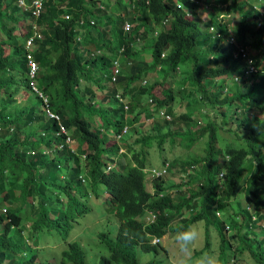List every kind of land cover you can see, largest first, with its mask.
Here are the masks:
<instances>
[{
	"label": "trees",
	"instance_id": "trees-1",
	"mask_svg": "<svg viewBox=\"0 0 264 264\" xmlns=\"http://www.w3.org/2000/svg\"><path fill=\"white\" fill-rule=\"evenodd\" d=\"M44 4L36 21L45 37L34 58L43 67L54 64L53 71L62 76L40 70L29 80L22 68L6 74L3 45L21 50L16 35L28 33L17 30L18 24H26L31 12L14 0H0V32L6 36L0 38V264H34L27 255L31 248L22 223L31 222L32 214L45 219L43 204L54 199L57 204L48 207L57 227L74 222L68 215L72 211L74 218L79 217L81 232H86L82 222L90 217L108 240H99L101 245L86 240L83 248L69 243L53 264H87L91 244L93 253L100 247L107 252L99 253L98 264H161L154 260L160 246L151 244L150 238L165 234L166 228L180 235L182 228L199 220L206 223V247L209 225L221 239V257L215 264H264V239H257L264 231L260 225L264 224V121L258 119L264 111V0H45ZM66 13L71 19L64 17ZM234 19L237 22L231 25ZM139 42L141 46L136 45ZM150 73L159 78L147 82ZM226 79L233 80L236 93L228 94ZM166 81L163 95L153 91ZM31 84L42 87L49 101L32 93L16 103L14 94ZM187 86L186 97L197 99L212 133L213 124L225 117L226 106L247 101L250 136H245L243 146L226 148L219 156L213 134L206 148L169 145L163 162L167 160V177L179 176L174 192L164 179L157 180L150 192L142 169L145 159L139 153L134 155L138 166L129 168L120 155V169L105 172L103 154L111 158L117 153V146L105 147V142L155 141L148 140L150 130L159 128L153 118L168 116L173 121L172 93L185 101ZM97 91L103 92L100 98ZM47 110L60 116L69 133L66 142L57 135L60 128ZM139 116L154 120L148 131L136 126ZM82 148L86 156L81 161ZM247 151L256 159L247 158ZM198 162L204 164L206 179L184 182L185 173ZM221 171L222 180L217 177ZM183 183L189 184L185 190L178 187ZM104 192V199L91 203V195L99 198ZM148 212L155 214V220L144 226L138 217ZM229 229L233 233L227 235ZM93 231L83 237L88 239ZM160 250L167 254V249ZM144 254L150 255L146 263L141 259Z\"/></svg>",
	"mask_w": 264,
	"mask_h": 264
},
{
	"label": "rangeland",
	"instance_id": "rangeland-1",
	"mask_svg": "<svg viewBox=\"0 0 264 264\" xmlns=\"http://www.w3.org/2000/svg\"><path fill=\"white\" fill-rule=\"evenodd\" d=\"M258 6L260 5L259 2L256 3ZM45 4H43V7L41 8V11L36 14V16H40V14L45 10ZM28 8V6H26ZM34 11V9H33ZM237 19H234L233 23L231 25H234L235 21ZM20 25V26H19ZM24 22H20L18 24V29L20 31H23L24 29ZM0 31H3L0 28ZM15 33H18L17 31ZM81 35V33H79ZM0 38L6 40V36L3 32H0ZM19 43L23 42L22 36H17L15 38ZM140 43V42H139ZM137 46H141L140 44H136ZM5 46V45H4ZM5 53H8L10 51V48L5 46ZM6 59L12 58L10 54L5 56ZM53 65L46 67V73H52ZM159 78L158 75L154 73H150L147 82L153 81L155 79ZM165 79H161L163 81ZM226 86L229 88L228 94H234L237 92V86L234 85L233 80L226 79L225 81ZM168 86V82H164L163 84L158 83L153 91H157L158 93L161 91V94L163 95V88ZM173 89L175 91V87L173 86ZM189 86L186 87V94L185 97L186 100L189 101V104L185 103V101L180 100L177 95L173 94L174 101L172 102L173 107V113L175 115V118L173 117L172 123H166L164 122V119L160 116H155L153 119L159 124V138L162 140V145H157V142L159 139L149 143V147H151L149 151V155L146 156L145 161L149 165L153 166H160L162 164V159L164 158V151L166 150L169 145L177 144L180 147L182 146H192L196 147L197 149L206 148V144L209 142V137L211 134L215 137V148L225 149L229 147H235V148H241L244 144L243 139H245L244 136V129L243 127H240V121L244 120L247 116V101L245 99L241 100L240 102L231 104L229 106L225 107V117H221L220 120H217L213 125H216L215 132L212 133V131L207 130L205 135L200 137V132H195V130H200L205 128V126L209 123L207 119L205 118V111L202 108L201 105L197 104L196 100H192L191 97H186ZM196 91V90H195ZM24 92V91H23ZM25 93V92H24ZM222 94H225L224 92H221ZM26 94V93H25ZM97 97L100 98L103 95V92L97 91ZM26 97V95H25ZM13 100L16 103H20L23 101L22 94L18 91L14 94ZM149 102V100H148ZM182 104V106H181ZM187 104V105H186ZM150 105V102H149ZM180 114H186V116L189 118L188 123H183L178 118ZM259 118H263V113L259 115ZM200 123V124H199ZM161 147H165V149H162ZM264 153V149L262 150ZM179 154H182L181 158H183V153L180 152ZM189 154V153H188ZM254 159V158H253ZM258 164V161H255V165ZM195 174L197 175V178L200 180H205V168L204 164L201 162H198L196 164V167L194 169ZM179 181V176L174 173H170L169 176L166 178V182H170L169 189L174 192V185ZM146 183L149 184L148 180H146ZM107 193H102L99 198H96L94 195L90 196V201L92 204H94L97 200L104 199L106 197ZM240 201L243 202V197L240 195L238 198ZM6 202V201H5ZM8 203V202H7ZM253 210V209H252ZM230 214H233V211H229ZM32 222L36 219V214H32ZM71 221H74V225H80L79 217L74 218V213L72 211H69L68 213ZM141 218L147 219L145 215L141 214ZM241 219V216H239V220ZM110 222L116 224V220L112 219ZM24 225V222L22 223ZM83 227L91 228L93 226L92 219L90 217H87L83 222ZM261 226H264L263 222L260 223ZM59 230H63L62 227H54V224H52L50 221L45 219V223L41 225L40 227H37L34 231L30 232V230H26L24 233L28 235V237L35 243L42 242L45 244H54L57 241H64L63 235L60 234ZM205 232H206V223H204L203 220H199L197 222L192 223L188 226L186 231V243L185 246H182L179 239L176 238L174 235L167 234L166 236L162 237V245L167 249V254H165L163 251H159L158 255H155V257L158 260H161V264H206V262H198L199 256L196 254V252L201 249L204 245L205 241ZM209 233H210V243H211V249H214L216 252L219 251L218 245L220 242L218 233L216 229L213 226H209ZM233 233V230H227V235ZM264 237V231L259 233V238ZM45 251V250H42ZM103 251V250H102ZM248 251V250H246ZM98 254H95L91 251L87 253V260L88 264H97V257ZM149 258L147 255L142 256V261ZM211 261V263H213Z\"/></svg>",
	"mask_w": 264,
	"mask_h": 264
},
{
	"label": "clouds",
	"instance_id": "clouds-1",
	"mask_svg": "<svg viewBox=\"0 0 264 264\" xmlns=\"http://www.w3.org/2000/svg\"><path fill=\"white\" fill-rule=\"evenodd\" d=\"M42 1L44 4L45 0H42ZM14 2L24 10L29 9L31 12V16H30V19L27 21V23L24 25V29L22 31L23 33L27 32L28 33L27 36H22L21 34L16 35V37L17 36L23 37V42L20 43V44H22L21 50L16 51V48L13 45L8 46V48H10V51L8 53H5V49H4V57L6 55L10 54L12 56V58L5 60V63L3 65V69L5 70L6 74H9V73L17 72L16 71L17 68H22L25 71V74L28 77V79L32 80L34 77H36V75L40 74V73H38V72H40V70H43L46 72V67H43L41 65V63H38L36 61V59L34 58L35 57L34 52L37 50L38 42L43 40L45 36L42 32V27L40 25H38V23L36 21L38 16H36V14H34V12H33L34 0H14ZM26 6H28V8H26ZM64 17L66 19H71L72 16H71V14L66 13V14H64ZM82 21H83L82 19L79 20L80 24L82 23ZM7 25H10V23L8 22ZM125 28H127V26ZM79 39H80V35L77 37L76 41H78ZM3 47L5 48L4 45H3ZM51 74H58V75L62 76L60 73L55 72V71H52ZM19 92L23 96V101H25L27 99V96L31 95L32 93L35 94L36 96L40 97L43 101L48 102L50 99L49 95L43 90V88L38 87L35 84H31V87L28 90H26V88H23V89L19 90ZM25 95H26V97H25ZM181 106H182V104H181ZM47 111H49V113H47L48 118L57 122V124L60 128V131L56 132L57 135L64 136V140L66 142L68 140L69 133L67 132L65 127L62 125L60 116L55 114V113H52V111H50V110H47ZM259 115H258V119H260ZM178 118L181 120V122H183L185 124L189 122V118L186 116V114H180L178 116ZM163 119L167 123L173 122V121H171V119L168 116H164ZM261 120L264 121V111H263V118ZM247 122H248V120L246 118L244 120L240 121V127H243V129H244V136H250V134L248 133ZM153 124H154V120L152 118L147 119V118H142L139 116L138 123L136 126L139 127L143 131H148L149 130L148 126H151ZM205 128H206V126H205ZM159 129L160 128L155 129V131H153L154 129H151L150 130L151 133H150L148 140H150V138H155L156 140L159 139V135H158ZM203 130H204V128L200 129V130H195V132H201ZM207 130L208 129L206 128L203 132L205 133V132H207ZM214 140H215V137H214ZM147 142H143L141 139H138L136 141H134V139H133V140L127 142V141H123V138L121 141H119V140H111V141L107 140L105 142L104 146L105 147L117 146V153L111 155V158H109L106 153L103 154L104 171L107 172L111 169H116V170L120 169V163H119L120 155H122V159H126V162H124V161L123 162L125 164H127V166H129V168L131 167L130 165L138 166V161L136 159H134V155L139 153V156H141L145 159L146 156L149 155V151L151 149V147L148 146L149 144ZM61 145H63V144L61 143ZM218 149L220 150L219 156H222L225 153L226 148L225 149L217 148V150ZM84 156H86V153L84 151V148H82L81 161H82ZM246 157L251 158V159H253V158L256 159V157L250 151H247ZM163 159H162V164L160 166L149 165L146 163V161H145L144 166H142V169L146 174L145 182H146V180H148L149 184L146 183V185H147V188L150 190L151 193H153L155 190V182L157 180H163L164 179V181H165L167 178L166 171H165L167 160H165L163 162ZM196 164L197 163H195L194 165H191V167L193 169L190 170L189 172L185 173V174H187V176H186L184 182H186L189 178H193L197 182L203 181V180L198 179L197 175L195 174L194 169L196 167ZM222 172H224V171L217 173L218 179H221V180L223 179L222 177L225 174V172H224V174H222ZM165 184L167 186L170 183H165ZM162 185L165 187L164 184H162ZM188 185H189L188 183H183V184H178V187L181 190H185L188 188ZM159 195H162L161 190L159 191ZM63 198L65 200L68 199L67 196H64ZM55 204H57V202L54 199V200H46V203H44L43 205L46 207V211H47V215H46L45 219L50 221L52 224H54V227L58 228L56 226V224L51 220V214L53 213V210L50 209V207H48L49 205H55ZM74 209H75V206H74ZM143 215L146 216V218H147L146 220L144 218H141V215H139L138 218H139V220L145 221L144 226L152 223L155 220V214L153 212H148V213H145ZM45 219L41 216H37L34 222H32V221L31 222H24L25 229L23 230V235L27 238V242L31 248V250L28 251L27 255H28L29 259L30 258L34 259V264H53L58 259L59 254L68 248L69 243L77 242L83 248V245H84L86 240H91L92 244H94V243L100 244L99 240H102V241L108 240L107 237L104 234H102L99 229H97V228L95 229L94 223H93V226L91 228L86 227L85 233H88L90 230H94V231L88 239H85L83 237V234H85V233L81 232L79 225L75 226L74 222H73L70 225L62 226L63 230H59L60 234L63 235L64 241L59 240L56 243L51 244V245H49L48 243L45 244L42 242L35 243L24 232L26 230H30V232L34 231L37 227H40L41 225H43L45 223ZM70 226L72 228L69 231V233L66 235V230L69 229ZM188 226L186 228H182L180 235H178L177 233H172L171 232L172 230H170V228H166L165 234L152 236L150 238V242L153 245H159L160 246L158 248V252H159L162 247L165 248L161 244L163 241L162 237L166 236L167 234L174 235V236L177 235L176 238L181 240L182 236L185 235L184 239H186V231H187ZM208 234H209V239H210V233H208ZM257 239L260 240L261 238H259V236H258ZM262 239H264V238H262ZM205 243H207V234H205V241H204L203 247L196 252V254L199 256L198 262H206V264H215L217 259L221 257V251H220L221 239H220V242L218 245V248H219L218 252H216L214 249L210 248L211 243H210L209 247H206ZM92 244L89 246V251H91V249H92ZM42 250H45V251H42ZM102 250H103V248L100 247L99 252L97 253L98 254L97 255V257H98L97 264H98L99 258L101 256V254H99V253L102 252V254H107L106 250H103V251ZM158 252L156 255H158ZM144 255H147L150 258L149 254H144ZM142 256H141V259H142ZM236 256H238V254ZM249 256H250V254H244V257H249ZM86 258H87V254H86ZM149 258H147L143 262L146 263L149 260ZM154 260L156 261L158 259L156 257H154ZM213 260H214V262L211 263V261H213ZM87 264H88V260H87Z\"/></svg>",
	"mask_w": 264,
	"mask_h": 264
},
{
	"label": "built area",
	"instance_id": "built-area-1",
	"mask_svg": "<svg viewBox=\"0 0 264 264\" xmlns=\"http://www.w3.org/2000/svg\"><path fill=\"white\" fill-rule=\"evenodd\" d=\"M43 7V1L42 0H34V14H38V12L41 11V8Z\"/></svg>",
	"mask_w": 264,
	"mask_h": 264
}]
</instances>
